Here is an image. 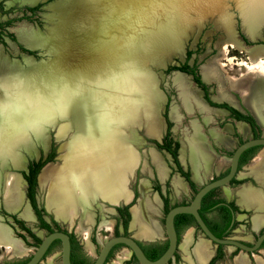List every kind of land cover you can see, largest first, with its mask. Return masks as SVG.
<instances>
[{
	"label": "rangeland",
	"instance_id": "rangeland-1",
	"mask_svg": "<svg viewBox=\"0 0 264 264\" xmlns=\"http://www.w3.org/2000/svg\"><path fill=\"white\" fill-rule=\"evenodd\" d=\"M155 2L156 4L154 2L148 4L147 0H108V2H104V0H35L29 3L23 0H0V22L11 20L1 31L3 42L0 43V67L3 62L2 66H7L16 73L12 84L15 93L13 96L15 103L19 101L18 94L20 93L24 95L31 106L36 109L42 107L44 110L41 114L27 119L25 126L21 129V132L26 133L29 137L28 142L31 143V147L34 149L33 154L29 153V148L31 147H25L24 145L28 144L25 143L23 145L21 140L15 141L11 145L13 149L15 148L14 152H18L20 156H23V167L15 168L12 163V157L6 154L4 150H1L4 153H1L3 156L0 155V226L4 227L11 239L14 238L12 239L13 241L19 242L27 252L24 255L15 256L0 247V264L23 260L31 254L35 247L32 237L23 231L18 223L15 222L13 224L10 216L4 213L7 211H5L6 208L2 198L5 190L4 176L6 173L18 175L19 190L22 189L24 198L23 206L20 209L21 212H19L21 214L24 212V206L28 205L29 202L26 197L25 178L23 176L27 172V163L32 159L36 161L40 156L43 159L52 146L54 156L49 162L52 164L62 163V155L67 152L68 146L74 141V138H77L81 127L84 126L83 131L87 132L90 128L88 123L85 124L86 121L83 115L71 114L70 112H68L67 116L55 114L56 88L60 86L65 89V92L70 93V81L73 75L84 71V69H80L84 65L82 61L86 64L97 62L96 57L101 54L100 52H104L103 49L108 52L111 58L118 57L122 53L126 56L129 63L134 64L133 67H138L137 70L143 77L148 75L154 78L152 82L155 83L149 93H144V91L140 90L136 91L135 89L132 92V96L135 103L140 96L146 97H143L142 106L139 105L141 121L145 120L146 105L155 104L153 106L154 112L163 121L164 126L169 124L173 128V132L176 131L175 134H172L177 139L176 150L179 151L183 147L184 163H182L181 167L184 170L186 169L188 180H191V167L188 163V140L195 132L194 125L197 126V131L199 132H203V129L207 128L208 130L214 129L216 132L222 133L221 128L225 124L224 122L232 123V121L230 119L227 121L225 113L218 112V108L202 111L204 108H201L196 103L201 110L198 112V109L195 108L191 101V99H194L186 100L182 96V90L176 82L177 76L184 78L193 96L200 97L199 100L206 97L198 90L199 87L192 81L190 75L179 69L184 62L187 66L196 65L197 73L200 72L201 80L207 86V100H215L214 102H225L227 104L232 103L233 105H230L244 115L249 114L248 109L250 113L253 112V116L258 122L253 96L245 93L247 92L248 83L254 78L252 72L264 71V59L260 62L250 59L251 56L264 52V0H155ZM37 3H42V5L31 15L30 20L13 19L20 17L24 12L30 15V12H26L24 7ZM147 13L150 15V19L155 20L142 21L139 19L141 14L144 18ZM238 31L242 32L244 39ZM60 32L63 39L56 42L54 35ZM9 33L13 35L14 41L8 37ZM26 42L28 43L26 44ZM18 44L29 51H20ZM56 48L62 54L58 59H56V56L54 57V49ZM187 51L189 52V57L185 59ZM75 59L78 60L73 64ZM101 60L98 58V61ZM212 61L217 69V80L205 81L202 76V69ZM77 67L79 70H77ZM179 72H182V74ZM234 81L238 85V93L232 88ZM243 82L244 84H242ZM255 90L256 88H253L252 92ZM151 94H157L159 98L156 96L155 101H153L149 96H146ZM256 98L259 103V113L264 120V94L257 93ZM187 103L190 109L185 108L184 105ZM173 108H175L177 113L175 122L167 120V117H172ZM179 113L184 118H180ZM198 115L202 117L204 125L200 126L195 120L199 118ZM205 116L208 117L207 121H204ZM127 118L129 120L133 118L132 111H127ZM234 123L232 124L234 125ZM143 127L144 124L138 128H126L123 126L126 134L131 136L133 145L131 149L140 158V164H138L132 176L129 177L126 188L132 190L133 194L135 193V198L148 197L150 202L156 207L155 212L149 215V218L155 222L158 221L157 224L159 223L162 228L163 214L158 210L160 209V203L155 204L154 202L155 197L158 199L155 193L157 184L165 185L166 196L170 203L189 201L196 188L222 173L228 164L221 167L218 171L216 170L217 172L212 165L208 173L206 164L201 159L196 158L195 169L199 183L192 181L195 185L194 188L189 186L184 176H180L175 171L169 173L167 179L164 180L165 183L163 181L159 183L152 174L154 169L152 159L159 158L162 160V158L154 148L162 153L168 168H170L168 162L171 160L166 151L156 147L152 139L148 138L147 134L148 137L144 135ZM112 129L116 131L115 127H112ZM256 130L261 131L264 135V126L260 127L256 124ZM239 134L244 136L242 133ZM246 136L247 133L245 134ZM43 137L48 139L47 148L43 145ZM192 142L193 140L190 142L191 148ZM211 144L216 154L223 155L219 153L212 141ZM232 144L234 142L231 141L228 153H231L233 149ZM141 152L143 155H141ZM176 154L179 155V152H176ZM254 154L239 168L240 172H248L246 167L250 164ZM141 156L144 159H141ZM213 159L214 156L211 158V162ZM141 163L142 167H140ZM173 175L179 176L183 181V190L178 194L171 185ZM238 180L243 181L238 184L225 185L223 188L217 189L216 194L222 195V191H224L223 196L232 200L233 204H235V191L242 185L254 186L264 193V186H257L248 181V176ZM35 181L33 199L36 209L42 210L40 213L43 218H46V215L49 214L52 218L57 219L45 205L47 186H40L37 178H35ZM142 182L146 183V190L145 194L140 192L139 195V186ZM225 190L227 193H225ZM118 206L124 205L119 203ZM235 206L237 214H235L234 224L227 235L253 242L254 237L264 227L259 230L251 228L250 218L254 214L255 209L245 212L243 209L238 210L240 207ZM81 207V209L80 207L78 208L77 218L65 222L57 219L56 223L70 231L80 245L84 255L92 260L99 245L106 238L113 235L112 230L116 231L113 228L115 214L113 213V205L105 202L101 197L90 199L87 201V205L84 204ZM84 210L93 214V224L84 225L88 231V240L92 244L87 250L84 246L85 232L80 227ZM11 214H15L18 219L22 220L18 213L12 212ZM238 214H242L241 217L238 218ZM129 219L131 220V217L128 213L125 228L129 229V233L137 240L141 239L137 235V231L130 229ZM23 220L24 224L22 225L28 228L35 237H42L41 230L36 225L37 218L35 215L31 221ZM108 221L112 222L111 228H100L101 224ZM19 233L24 234V237H20ZM98 235H100V239H98ZM162 236L156 241L163 242L165 236L164 234ZM201 237L202 234L198 230L194 231V242L187 249L189 255L192 254L195 243ZM182 239L183 237H180L179 243L182 242ZM138 241L142 243L152 242ZM213 247L212 257H214V260L211 264H240L237 262L236 257L243 254L246 259L241 264H262L260 261L264 262V249H262L264 246L258 249H262L259 252L258 250L253 251L252 255L245 251L241 252L243 251L241 249L234 248V250L232 247L223 245L219 254L216 255V245L213 244ZM118 250L119 247L115 248L104 264H113L117 260L116 258L121 255L123 249L121 251ZM58 252V248H53L37 264H60ZM51 255L53 256L47 262V258ZM121 264L138 263L132 259L130 253ZM166 264L190 263L185 260V252L176 248L175 253Z\"/></svg>",
	"mask_w": 264,
	"mask_h": 264
},
{
	"label": "bare ground",
	"instance_id": "bare-ground-1",
	"mask_svg": "<svg viewBox=\"0 0 264 264\" xmlns=\"http://www.w3.org/2000/svg\"><path fill=\"white\" fill-rule=\"evenodd\" d=\"M23 1L30 3L35 0ZM104 2H108V0H104ZM79 33L81 32L79 31ZM54 36L56 42L63 39L61 32ZM54 50V57L56 56V59L60 58L62 55L61 51L57 48ZM103 51V53L100 52L102 55H97V62L86 64L82 61L85 67L82 65L81 68L83 69L84 67L87 71L76 74L75 78L70 81V93L65 92V89L60 86L56 88L55 92V114L65 116L67 112L83 113L86 121L85 124L88 123L90 127L88 132L83 131L84 126L81 127L77 138H74V141L69 144L67 152L62 155V163L52 164L47 162L48 164L46 163L47 165L43 166L44 168L42 167L41 172H39L40 174L38 173L37 175L40 186H47L46 208L51 210L58 220L64 222L77 218L78 208L80 207L81 209L82 205H87V201L93 198L101 197L111 205H118L119 203L130 204L132 202L133 193L126 188V185L129 177L132 176L138 164H140V158L131 149L133 146L131 136L126 134L123 126L126 128H138L144 124L146 134L149 137L159 138L160 136V119L154 112L153 106L155 104L146 105L145 120L141 121L139 105L142 106V102L146 97L140 96L139 100H136L135 103L132 96V92L135 89L136 91L140 90L144 91V93H149V90L154 86L155 82H152L154 78L148 75L143 77L137 70L138 67H133L134 64L129 63L126 56L122 53L118 57L111 58L105 49ZM98 58L102 60L98 61ZM250 59L260 62L264 59V52H259L256 56H251ZM76 60L78 59H75L73 64L77 62ZM1 64L3 65V62ZM2 65V68L0 67V155L2 153L1 150H4L6 154L12 157V163L15 168H18L23 167L24 158L18 152H14L15 148L13 149L11 145L15 141L21 140L23 145L25 143L28 144L24 145L25 147H31V143L28 142V135L21 132V129L25 126L27 119L41 114L44 110L42 107L36 109L31 106L24 95L20 93L18 94L19 101L15 103L13 99L15 93L12 84L16 73L9 67ZM127 65L135 72L128 80L125 75ZM77 70H79L78 67ZM202 70V76L205 81L217 80L218 73L213 61L208 66H204ZM252 74H254V78L248 83L245 94H252L253 96L256 107L255 114L259 123L254 118L253 112L250 115L256 124L264 126V120L259 113L260 108L257 102L258 99L256 98L257 93L264 94V71H256L252 72ZM176 82L182 90V96L186 100L193 98L201 108H204V105H201L203 103L199 100V97L193 96V93L190 92L191 89L184 78L177 76ZM72 83L74 86L71 85ZM232 88L238 93L239 89L235 81L232 83ZM253 88H256L254 92H252ZM146 96L155 101L157 94ZM99 108L102 109L100 112L97 111ZM127 111L133 112L131 120L127 118ZM247 111L249 110L247 109ZM174 113L176 112L173 109L171 115H175ZM112 127H115L116 131ZM42 142L47 148L48 139L43 137ZM202 143H195V140L192 142L190 153L194 168L196 158L200 157V159L205 161L206 154L208 153H206V149ZM194 148L195 150H193ZM33 150L32 147L29 148V153L33 154ZM260 150L247 169L250 175H254L262 180L264 178V146L260 147ZM223 162L227 165L229 160L224 159ZM152 165L157 170L160 178L165 176L166 168L161 159H152ZM17 176L13 173H6L4 176L5 190L3 201L6 209L10 211L16 209L20 204L21 195L19 193V180ZM139 187L140 192L145 194L146 183L142 182ZM259 193L255 191L245 192L241 195L240 202L247 206L258 205L264 207V198ZM154 202L155 204L159 203L157 197L154 198ZM155 209L154 204L146 196L139 198L135 204L130 206V229L137 231V235L140 238H145L149 241L161 238L157 223L149 218V215L154 213ZM27 211L29 210L27 209ZM27 211H24V217L29 216L28 213L30 211ZM91 224H93V214L84 210L80 227L85 232L84 246L86 250L90 248L91 244L88 240V231L85 226ZM254 225L256 228L263 226L264 216H258L254 221ZM111 226L112 222L108 221L101 224L100 228L108 229ZM190 233L191 231L183 237L180 245V248L185 252V260L190 264H207L213 255V244L202 235L205 239L202 238L194 246L192 250L193 257H191L187 252L188 246L192 242ZM100 238V235H98V239ZM12 239L8 231L0 226V247L7 250V253L11 255H24L27 250L19 242ZM225 247H232L234 249L231 245ZM122 249L121 255L116 258L117 260L113 264H121L129 256L130 250L126 247H122ZM253 253L250 254L252 255ZM245 259L244 254L236 257L237 262L240 264ZM260 262L264 264L263 261Z\"/></svg>",
	"mask_w": 264,
	"mask_h": 264
},
{
	"label": "flooded vegetation",
	"instance_id": "flooded-vegetation-1",
	"mask_svg": "<svg viewBox=\"0 0 264 264\" xmlns=\"http://www.w3.org/2000/svg\"><path fill=\"white\" fill-rule=\"evenodd\" d=\"M188 75H190V77H191V79H193V75L192 74H188ZM198 75H199V79L201 78L200 77V74L198 73ZM201 80V79H200ZM193 81V80H192ZM203 82V81H202ZM195 83V82H194ZM204 83V82H203ZM196 84V83H195ZM197 85V84H196ZM198 86V85H197ZM200 92H202V94L203 95H206V97H204L205 99H200L201 100V102L203 103V105H204V110H202V111H208L210 108H218V111H222V113H225L224 115H226L227 117H226V119H227V121H228V119H230V121H232V123H234V125L232 124V123H228V122H224L225 124L223 125V127L221 128V131L223 130V128H224V126L225 125H227V124H230L231 125V132H229V133H227V136L230 138V140L232 141V142H234V144H232V146H233V149L235 148V146L236 145H238L240 142H242V141H244V140H246V139H249V138H257V137H260V136H263L264 137V135L262 134V132L261 131H257L256 130V127H252L251 125H250V123L246 120V115H244V114H241L234 106H232L233 104L232 103H230V104H232V105H230V104H227V103H225L227 106H230V107H232V108H234V109H236L241 115H238L237 113H234V112H232L230 109H228L227 107H223V106H221V104H223V103H220V102H214L215 100H207V90H202L200 87H199V89H198ZM200 98V97H199ZM211 99V98H210ZM206 100V101H205ZM191 101L193 102V104L195 105V108L196 109H198L197 111L199 112V111H201L200 109H199V107L197 106V104H196V102L194 101V100H192L191 99ZM209 102H213V103H215V104H217V103H219V104H217L218 105V107H212V106H214V105H210L209 104ZM208 105L210 108H208L206 105ZM185 106V108L186 109H190V106H189V104H185L184 105ZM174 110H175V108H173ZM175 112H176V110H175ZM249 112V111H248ZM175 115H173L171 118L169 117H167V120L168 121H172V122H175V119L177 120V113H174ZM249 114H250V112H249ZM179 116H180V118H184V116L183 115H181V113H179ZM198 117L199 118H197V119H195L199 124H200V126L201 125H204L205 123L203 122V120H202V117H200V115H198ZM239 122H244V123H246V125H247V136L245 137V135L244 136H240V132L237 130V127H236V124L237 123H239ZM194 130H198V128H197V126L196 125H194ZM204 131L202 132H200L203 136H204V138H205V140H207V142L209 143V145L211 146V150L215 153V151H214V149H213V146H212V144H211V141L216 145V147H217V149H218V151H219V153L220 154H223V155H225V156H223V155H219L220 157H225L226 159H228V157H226L227 155H230V153H228V148H226V147H224V146H222L221 144H217V143H215L214 142V140H213V138L210 136V134H209V130L207 129V128H205V129H203ZM238 131V132H237ZM175 134L176 133V131H174L173 132V128L172 127H170V125L168 124V125H165L164 126V129H163V134L160 136V139L158 140V141H156V143L160 146V148L159 149H162V150H164V151H166L167 152V154L169 155V157H170V160L171 161H169L168 163L170 164V168H168L169 169V172H168V175H169V173H171L172 171H175L177 174H180V176H183L184 174H186V169L184 170L182 167H181V165H182V163H181V161H180V150H181V148L179 149V151L178 150H176V148H177V139H176V137L175 136H173V134ZM195 133V132H194ZM192 137V136H191ZM210 139H211V141H210ZM152 140H154V139H152ZM151 145V144H150ZM155 145V144H154ZM156 146V145H155ZM153 147V146H152ZM157 147V146H156ZM260 147L261 146H259V145H257V146H253V147H250V148H247V149H245L240 155H239V157H238V162H237V170H236V172H235V174H234V176L231 178V180L226 184V185H229V184H238L239 182H242L243 180H238L239 178H238V176L240 175V173H242V172H240L239 171V168L243 165V164H245V162H247V161H245L244 163H242L241 165H239V160H240V158L241 157H243L244 155H249V158L252 156V154H254V152H256L255 154H254V156L251 158V162H252V160L258 155V153L262 150H260ZM154 148V147H153ZM157 152H159L161 155H162V153L159 151V150H157L156 148H154ZM220 149V150H219ZM232 149V150H233ZM231 150V151H232ZM257 150V151H256ZM260 150V151H259ZM259 151V152H258ZM172 152H174V155H172ZM176 152H179V155H177L176 154ZM141 155H143L142 154V152H141ZM218 155V154H217ZM248 158V159H249ZM141 159H144L142 156H141ZM247 159V160H248ZM229 160V159H228ZM250 162V163H251ZM250 165V164H249ZM248 165V166H249ZM168 166V165H167ZM213 166H214V169H215V171H216V164L214 163L213 164ZM140 167H142V163H141V166ZM227 171V166L224 168V171L222 172V173H220V174H218V175H216L214 178H216V177H219V176H222L225 172ZM217 172V171H216ZM27 173H28V169H27ZM238 173V174H237ZM152 174H153V176L157 179V177H156V173H155V171L154 170H152ZM238 175V176H237ZM244 175H246V174H244ZM174 176H177V175H173L172 176V178L174 177ZM177 177H179V176H177ZM192 173H191V176H190V181L192 182ZM247 177V176H246ZM172 178H171V180H172ZM180 178V177H179ZM245 178V177H244ZM248 178H249V180L248 181H251L253 184H256L257 186H261L262 187V185H260L259 183H257V181L254 179V178H252L251 176H248ZM23 179V178H22ZM167 179V178H166ZM181 179V178H180ZM212 179V178H211ZM243 179V178H242ZM158 180V179H157ZM186 180V179H185ZM164 182V181H163ZM159 183H161L160 181H159ZM165 183V182H164ZM225 186V185H224ZM223 186V187H224ZM223 187H217V188H213V189H211V190H209L205 195H207L206 196V198H205V201H211V200H214L215 201V204H214V206L213 207H211L209 210H207L204 214H203V216H204V219H205V221H204V223H205V225H206V227L209 229V231L211 232V229H214V230H217V229H220L221 227H222V225H223V222H224V219H223V217H224V215H228V219H229V223H228V225H230V226H233V224H234V221H235V214H237V208H236V203L235 204H233V201L232 200H229V199H226L225 198V196H223L224 195V191H222V195H218V194H216V191H217V189H221V188H223ZM197 189V188H196ZM195 189V190H196ZM25 191H26V193H28L29 192V185H28V181H26L25 180ZM131 192H132V190H131ZM139 192V195H140V191H138ZM195 192V191H194ZM133 193V192H132ZM155 193H156V195L158 196V199H159V208L160 209H158V210H160L159 212L160 213H162L163 214V217H164V215H165V213H166V211L168 210V209H170L171 207H173V206H175V205H182V204H186V203H188L190 200H191V198H192V196H193V194H192V196H191V198H190V200L189 201H176V202H172V203H170V201H169V199L167 198V196H166V187H165V185H163V186H161L160 184H157L156 186H155ZM204 195V196H205ZM203 196V197H204ZM140 197V196H139ZM202 197V198H203ZM202 198H201V201H200V205H199V207H198V209H197V212H198V214H199V212L201 211V204H202ZM136 200H138V197H134V194H133V200H132V202L130 203V204H124V203H122L124 206H118V205H113V210H114V214H115V218H114V222H113V228L114 229H116V231L115 230H112V233H113V235H117V234H121V235H126V236H129V235H132V234H130L129 233V229H126L125 227H126V223H127V220H125V218H126V214H125V211L126 212H128L129 213V216L131 217V213H130V206L132 205V204H135L136 203ZM29 203V202H28ZM29 205H30V203H29ZM129 206V207H128ZM30 208H31V206H30ZM127 208H129V209H127ZM223 208H225V210L223 209ZM238 210H242L241 208L239 209L238 208ZM245 212H247V209H243ZM33 213V212H32ZM200 215V214H199ZM239 215V214H238ZM6 216V215H5ZM33 216H34V214H33ZM190 214H186V213H178V214H176L174 217H173V227H174V230H175V233H176V237H177V241H180V237H183L182 236V234L184 235V233L185 232H187L190 228H193V233H192V235H194V231H196V230H198L199 231V228H198V226L196 225V223H195V221H194V219H193V217H192V219H193V222L191 221V218H190ZM201 217V216H200ZM37 218V217H36ZM46 223H47V227H45L44 225H42L41 224V222H40V220L37 218V220H36V225H37V227L41 230V235L43 236V235H46V234H48L49 232H52V231H59V232H63V233H66L67 234V237H68V243H69V262H70V264H75L76 263V261L78 260V259H81V258H85V255H84V253L82 252V250H81V247H80V245L77 243V241L75 240V238L73 237V236H71L72 234L70 233V231L68 230H66V229H64L63 227H61L59 224H57L56 223V220L57 219H54V218H52V216H47L46 215V218H43V217H41ZM202 218V217H201ZM10 219H11V221H13V224H15V222H14V220H21V219H18L16 216L15 217H11L10 216ZM23 220V219H22ZM24 221V220H23ZM158 222V221H157ZM156 222V223H157ZM129 224H130V219H129V222H128ZM24 224V223H23ZM118 224V225H117ZM162 225H163V218H162ZM117 226H118V228H117ZM157 226L160 228V230H161V235L162 234H164V236H165V232L162 230V228L160 227V225H159V223L157 224ZM232 228V227H231ZM230 230V229H229ZM262 231H264V229H262V230H260V232H262ZM200 232V231H199ZM229 232V231H228ZM259 232V233H260ZM201 233V232H200ZM212 233V232H211ZM258 233V234H259ZM213 234V233H212ZM228 234V233H227ZM257 234V235H258ZM256 235V236H257ZM133 236V235H132ZM255 236V237H256ZM163 237V236H162ZM254 237V238H255ZM38 239H40V238H38ZM160 239V238H159ZM139 240V239H138ZM157 239H155L154 241H152V242H148V243H142V242H139L138 241V244H139V246H140V248L142 249V251H143V253H144V255L146 256V254L149 252V250L151 249V250H155V249H157L158 248V246H160V245H163V244H165V247H166V244H167V242H166V238L164 237V240H163V242H159V241H156ZM241 240V239H240ZM244 241V240H243ZM244 242H247V243H249V241H244ZM37 244V243H36ZM35 244V245H36ZM263 244V245H262ZM92 245V244H91ZM178 245V244H177ZM177 245H176V247H175V250H174V252H173V254L175 253V251H176V248H177ZM262 246H264V239H263V241H262V243H261V247ZM119 247V250L118 251H121V249H122V247H121V245L120 244H117V245H114L113 247H111V249L109 250V252H108V254L111 252V251H113L115 248H118ZM165 247L163 248V250L165 249ZM53 248H58V250H59V261H60V248H61V245H60V241L58 240V239H54L53 241H51L50 242V244L48 245V247L46 248V250L44 251V254L42 255V257H41V259L42 258H44L47 254H49L50 252H51V250L53 249ZM264 249V248H263ZM162 250V251H163ZM84 251H85V249H84ZM162 251H161V253H162ZM160 253V254H161ZM108 254H107V256H108ZM159 254V255H160ZM53 255H51V256H49L48 258H47V262H48V259L50 258V257H52ZM107 256H106V259H105V261L107 260ZM28 258V257H27ZM27 258H25V259H23V262L27 259ZM171 259V258H170ZM169 259V260H170ZM168 260V261H169ZM105 261H104V263H105ZM92 262V261H91ZM91 262H90V264H91ZM137 262V261H136ZM22 263V262H21ZM20 263V264H21ZM38 263V262H37ZM103 263V264H104Z\"/></svg>",
	"mask_w": 264,
	"mask_h": 264
},
{
	"label": "water",
	"instance_id": "water-1",
	"mask_svg": "<svg viewBox=\"0 0 264 264\" xmlns=\"http://www.w3.org/2000/svg\"><path fill=\"white\" fill-rule=\"evenodd\" d=\"M179 73L182 74V72H179ZM206 106L210 108L208 105ZM257 145L261 147L264 146L263 136H260L257 138H249V139H246L240 142L238 145L235 146V148L231 151L230 155L228 156L229 162L227 165V171L222 176L212 178L208 182H205L204 184L200 185L195 190L191 200L188 203L182 204V205H175L166 211L163 217L162 230L165 232V238H166L167 244H166L165 249L162 251V253L157 258L153 260L148 259L144 255L142 249L140 248L138 244V240L134 238L132 235L126 236V235L117 234V235L109 236L99 245L97 251L95 252V256L92 259L91 264H103L111 247L117 244H120L121 247L128 248L130 250V253L134 256L138 264H166L168 260L173 256L175 247L178 244L176 233L173 227V217L178 213L190 214L193 217L196 225L198 226L201 234L215 245H218V244L223 245V246L231 245L235 249H241L247 253H252L253 251H256L259 248H261V243L264 239V231L260 232L253 239V242H249V243L244 242L243 240L234 238L233 236H229V235H225L222 237H216L214 234H212L209 231L204 221L202 220V218L197 212V209L200 205L201 198L209 190L213 188H217V187H223L234 176L237 170V162H238L239 155L245 149L253 147V146H257ZM209 147L211 148L210 145ZM54 239H58L61 245L60 264H70L68 237L66 233L59 232V231H52L46 235H43L39 239V242L35 245L34 249L32 250L31 254L28 256V258L21 264H37V262L41 259L42 255L44 254V251L46 250L50 242L53 241Z\"/></svg>",
	"mask_w": 264,
	"mask_h": 264
},
{
	"label": "crops",
	"instance_id": "crops-1",
	"mask_svg": "<svg viewBox=\"0 0 264 264\" xmlns=\"http://www.w3.org/2000/svg\"><path fill=\"white\" fill-rule=\"evenodd\" d=\"M150 2H154V4H156V2H155V0L153 1V0H147V3L149 4ZM151 17H150V15L147 13V15L143 18V15H141V17L139 18V19H142V21L143 20H146V21H152V20H155V19H150ZM90 56V55H89ZM88 58V57H87ZM82 60V59H81ZM80 69H82V68H80ZM84 69V71H82V72H80V73H84V72H86L87 71V69L86 68H83ZM135 74V72L132 70V69H130V67L127 65V67L125 68V75L127 76V80L128 79H130L131 78V76H133ZM75 78V75H73V77H72V79L71 80H73ZM71 85H73L74 86V84L72 83ZM233 102V101H232ZM100 110H102V109H98L97 111L98 112H100ZM218 111V110H217ZM218 112H220V113H222V111H218ZM68 114V112L66 113V115ZM71 114H76V112H73V113H71ZM77 114H79V115H83V117H84V114L83 113H77ZM160 119V118H159ZM208 120V117L207 116H205L204 117V121H207ZM101 123H102V120H101ZM103 123H104V121H103ZM106 123V122H105ZM244 125H243V124ZM258 126H260V127H262L261 125H259V124H257ZM160 126H161V130H160V136L162 135V133H163V129H164V123H163V121L160 119ZM236 127H237V130L240 132V133H242L243 135H245L246 134V132H247V125H246V123H244V122H239V123H237L236 124ZM241 130V131H240ZM143 131H144V135L146 136V137H148L147 135H146V131H145V128L143 127ZM222 133H218V132H216L214 129H210L209 130V134H210V136L213 138V140H214V142L215 143H218V144H221L222 146H224V147H226V148H229L230 147V145H231V140H230V138L227 136V133H229V132H231V125L230 124H227V125H225L224 126V128H223V130L221 131ZM160 136H159V138H151V137H148V138H151V139H154V140H159L160 139ZM197 136V137H196ZM204 138V136L199 132V131H197V129L195 130V133L192 135V137L188 140V142H189V146H188V163H189V165H190V167H191V169H190V171H191V173H192V181L193 182H196V183H199V178H198V176H197V173H196V169L193 167V165H194V163L192 162V157H191V153H190V148H191V145H190V142L192 141V140H195V143H199V142H203L204 143V147H205V149H206V158H205V161H203L202 159V161L205 163V164H207L206 166H207V170H208V173L210 172V167L215 163V164H217V166H216V170L218 171L221 167H224V166H226V164L223 162L224 161V159H226L225 157H220L219 155H217L216 153H214L212 150H211V148L209 147V145H208V142L205 140V138ZM207 148H208V150H207ZM156 151V150H155ZM159 153V152H158ZM210 153V154H209ZM160 154V153H159ZM211 155V156H210ZM160 156H161V158H162V161H163V164H164V166H165V168H166V174H165V176H163L162 178H160L159 177V175H158V172H157V170L155 169V167H154V169H155V173H156V177H157V179H158V181H160V182H162V181H164L167 177H168V172H169V169H168V166H167V164H166V162H165V159H164V157H163V155H161L160 154ZM214 156V159H213V161L212 162H210L211 161V159L210 158H212ZM217 157V158H216ZM198 158V157H197ZM256 158V157H255ZM254 158V159H255ZM199 159H200V157H199ZM217 159H218V161H217ZM223 160V161H222ZM180 161H181V163H184V150H183V147H181V150H180ZM252 162H253V160H252ZM252 162L250 163V165L252 164ZM195 163H196V160H195ZM219 163L220 164H222V165H219ZM249 165V166H250ZM209 168V169H208ZM246 168H248V166L246 167ZM153 169V170H154ZM247 171H248V169H247ZM242 174H246V175H242ZM241 176V177H240ZM246 176H251V177H253L258 183H260L262 186H264V178L262 179V180H260L259 178H257L256 176H254V175H250L249 174V172H247V173H240V175L238 176L239 178H244V177H246ZM194 179H196V180H194ZM22 184H23V182H22ZM171 185H172V187H173V189H174V191L178 194V193H180V191L181 190H183V181H182V179H180L179 177H177V176H174L173 178H172V180H171ZM176 188V189H175ZM248 191H252V192H257V193H259L263 198H264V193L259 189V188H256V187H254V186H251V185H242V186H240L236 191H235V203H236V205L238 206V207H240L241 209H247V210H250V209H255V212H254V214L251 216V218H250V221H251V228L253 229V230H259V229H261V228H263L264 227V225L263 226H261V227H258V228H256L255 227V225H254V221H255V219H257L258 218V216H264V207H260V206H258V205H252V206H247V205H245L244 203H241L240 202V198H241V195L243 194V193H245V192H248ZM19 193H20V195H21V197H20V204H19V206L16 208V209H14L13 211H10V210H7V209H5V210H7V212H10V213H12V212H16V213H18L19 214V212H21L20 211V209H21V207L23 206V200H24V198H23V191H22V189H20V191H19ZM225 193H227V191L225 190ZM263 194V195H262ZM3 198V197H2ZM239 200V201H238ZM4 204V203H3ZM4 207H5V204H4ZM28 207V208H27ZM6 208V207H5ZM27 209L30 211V213H28L29 214V216L28 217H24L23 216V213H21V214H19L20 215V217L22 218V219H24V220H27V221H31V220H33L34 219V216H33V213H32V210H31V208H30V205H29V203H28V205H25L24 206V211H27ZM29 211H27V212H29ZM241 215L242 214H239L238 215V218L239 217H241ZM33 217V218H32ZM158 229H159V231H160V235H161V230H160V228L158 227ZM191 231V233H190V236H191V239H192V242L190 243V245L188 246V247H190L191 246V244H193V242H194V239H193V235H192V233H193V228H190L187 232H185V234L183 235V237L188 233V232H190ZM161 238H162V235H161ZM202 238H204L203 236L201 237V238H199L198 239V241L195 243V245L199 242V240H201ZM159 239V238H158ZM205 239V238H204ZM139 240H144V241H149L148 239H145V238H141V239H139ZM183 240V239H182ZM207 240V239H206ZM151 241V240H150ZM152 241H154V240H152ZM182 243V242H181ZM181 243H179V245H178V248L177 249H179V250H182L181 248H180V244ZM194 245V246H195ZM193 250V249H192ZM191 257H193V253L190 255Z\"/></svg>",
	"mask_w": 264,
	"mask_h": 264
},
{
	"label": "trees",
	"instance_id": "trees-1",
	"mask_svg": "<svg viewBox=\"0 0 264 264\" xmlns=\"http://www.w3.org/2000/svg\"><path fill=\"white\" fill-rule=\"evenodd\" d=\"M42 5V3H37L35 5H32V6H25L24 9L25 11L27 12H30V15H27L25 14V12L20 16V17H17V18H13L14 20H18V19H25V20H30L31 19V15L34 14L39 8L40 6ZM11 20H6L4 22H0V43L3 42L2 41V38H1V31L3 30V28L10 22ZM238 29V28H237ZM240 36L243 37L244 39V35L242 34V32L238 31ZM8 37L14 41V37L11 33L8 34ZM18 48L20 51H29V50H26L25 48H23L21 45L18 44ZM189 57V52L187 51L186 54H185V59H187ZM170 69V68H168ZM180 70L186 72L187 74H192L193 75V82H195L198 87H200L202 90H207V86L205 83H203L200 79H199V75L197 73V68H196V65L193 64L191 66H187V64L184 62V64L182 65L181 68H179ZM210 105H214V106H218L217 104L213 103V102H209ZM221 106L223 107H227L228 109H230L232 112L234 113H237L238 115H241L236 109L230 107V106H227L225 103L221 104ZM246 120L250 123V125L252 127H256V124L254 123L252 117L247 114L246 116ZM152 142L158 147L160 148V146L156 143L155 140H152ZM172 155H174V152H172ZM54 156V149H53V146L50 147V150L49 152L46 154V156L42 159V157L40 156L36 161L34 159L30 160L28 163H27V169H28V173H24L23 176L25 178L26 181H28V185H29V192L26 193V197L28 198V201L30 203V206H31V209H32V212L33 214L40 220L41 224L44 225L45 227H47V223L41 218V213L40 211L42 210H38L36 209V206H35V203H34V199H33V195H34V187H35V178H37L36 175H38L37 173L41 172L40 170H42L41 168L43 166H46L49 162L52 160ZM249 158V155H244L243 157L240 158L239 160V165H241L242 163H244L245 161H247V159ZM47 163V164H46ZM50 163V162H49ZM44 168V167H43ZM40 169V170H39ZM40 174V173H39ZM185 177V179L188 181V184L190 187L194 188L195 185L193 184V182H191L190 180H188V176L187 174H184L183 175ZM135 195V193H134ZM207 195H205L203 198H202V204H201V211L199 212L200 216L202 217V219L205 221L204 219V216L203 214L209 210L211 207L214 206L215 204V201L214 200H209V201H205V198H206ZM225 210V208H223ZM5 214L11 216V217H15V214H11V213H7V212H4ZM125 220H127V217H128V213L125 211ZM47 216H51L49 214H47ZM191 218V221L193 222V219L192 217L190 216ZM224 219V222H223V225L220 229H217V230H214V229H211V232L216 236V237H222V236H225L227 235L229 229H231L232 226L228 225L229 223V219H228V215H224L223 217ZM14 222L18 223L19 227L25 231L29 236L32 237V239L34 240V243H38L39 242V239L37 237H35L32 232L24 227L22 224V220H14ZM206 222V221H205ZM20 237H24V234H18ZM73 236V235H71ZM263 245V244H262ZM222 245L218 244L216 245V251H217V254H219L220 252V248H221ZM165 247V244L163 245H160L158 246L157 249H153V250H149V252L146 254V257L150 260H153L155 258H157L159 256V254L161 253V251L163 250V248ZM111 253L112 251L108 254L107 256V259L111 256ZM132 256V259L136 262L134 256L131 254ZM214 260V257H212L207 264H211L212 261ZM92 260H90L89 258H87L85 256V258H81V259H78L76 261L75 264H90ZM21 262H23V260H17V261H14V262H11V263H5V264H20Z\"/></svg>",
	"mask_w": 264,
	"mask_h": 264
},
{
	"label": "built area",
	"instance_id": "built-area-1",
	"mask_svg": "<svg viewBox=\"0 0 264 264\" xmlns=\"http://www.w3.org/2000/svg\"><path fill=\"white\" fill-rule=\"evenodd\" d=\"M38 262H41V259Z\"/></svg>",
	"mask_w": 264,
	"mask_h": 264
}]
</instances>
